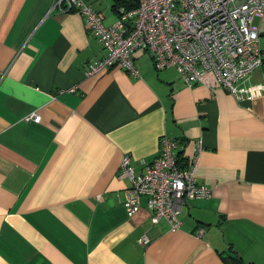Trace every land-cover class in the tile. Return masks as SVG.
I'll return each instance as SVG.
<instances>
[{
  "label": "crops",
  "instance_id": "0c3cea01",
  "mask_svg": "<svg viewBox=\"0 0 264 264\" xmlns=\"http://www.w3.org/2000/svg\"><path fill=\"white\" fill-rule=\"evenodd\" d=\"M55 1L0 0V264H264V91L239 102L190 87L143 51L138 77L120 65L88 74L107 49ZM85 1L118 18L113 0ZM250 84H264V64ZM164 135L211 188L176 231L153 222L146 197L129 215L120 176L125 155L143 173Z\"/></svg>",
  "mask_w": 264,
  "mask_h": 264
},
{
  "label": "built area",
  "instance_id": "2783aa9c",
  "mask_svg": "<svg viewBox=\"0 0 264 264\" xmlns=\"http://www.w3.org/2000/svg\"><path fill=\"white\" fill-rule=\"evenodd\" d=\"M53 8L83 15L107 49L104 58L90 62L88 74L120 65L138 77L134 55L143 51L157 70L175 67L190 87L221 88L239 102L256 90L264 91V84H250L254 71L264 64L261 30L254 24L256 17L264 21V0H138L132 9L121 7L111 24L85 0H56ZM26 119L40 122L41 115L32 112ZM177 149L175 139L161 136L160 153L143 173H135L129 155L123 157L120 170L130 184L128 214L134 215L146 197L153 222L165 219L172 231L181 227V211L189 200L211 196V188L195 175L198 158L187 163ZM204 232L201 227L199 234ZM149 242L147 235L139 239L141 244Z\"/></svg>",
  "mask_w": 264,
  "mask_h": 264
},
{
  "label": "trees",
  "instance_id": "16d2710c",
  "mask_svg": "<svg viewBox=\"0 0 264 264\" xmlns=\"http://www.w3.org/2000/svg\"><path fill=\"white\" fill-rule=\"evenodd\" d=\"M113 2H114V8L116 9L117 12L119 11L121 7H124L125 9L129 10V9L136 7L138 4V0H113ZM238 260L239 258L235 257L234 261H236L237 264H238ZM231 264L233 263L231 262Z\"/></svg>",
  "mask_w": 264,
  "mask_h": 264
}]
</instances>
